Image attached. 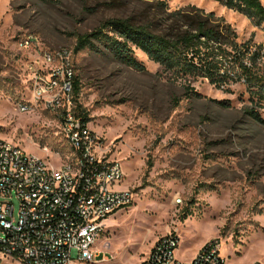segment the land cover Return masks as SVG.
Segmentation results:
<instances>
[{
    "label": "rangeland",
    "instance_id": "374dc122",
    "mask_svg": "<svg viewBox=\"0 0 264 264\" xmlns=\"http://www.w3.org/2000/svg\"><path fill=\"white\" fill-rule=\"evenodd\" d=\"M165 1L170 9L213 12L240 42L264 47V30L216 0ZM139 7L131 0H0V138L38 157L58 152L66 159L56 118L41 107L14 106L30 99L24 82L30 57L18 41L32 34L44 47L67 48L78 104L123 170L120 189L132 193L128 206L103 221L94 247L114 259L100 264H139L168 234L179 238L180 262L216 239L224 264H264V109L250 101L246 86L175 78L139 50L134 57L142 68H132L100 40L74 51L78 36ZM0 264L21 263L0 254Z\"/></svg>",
    "mask_w": 264,
    "mask_h": 264
},
{
    "label": "built area",
    "instance_id": "2783aa9c",
    "mask_svg": "<svg viewBox=\"0 0 264 264\" xmlns=\"http://www.w3.org/2000/svg\"><path fill=\"white\" fill-rule=\"evenodd\" d=\"M18 46L30 57L24 80L30 99H21L14 109L41 107L52 114L67 157L58 152L38 157L0 138V254L21 264L108 263L114 258L94 242L103 221L131 203V191L120 189L123 170L107 156L100 136L75 116L72 51L44 47L32 34ZM12 199L18 205L15 215ZM178 244L174 234L157 238L139 264H224L216 239L188 262L175 259Z\"/></svg>",
    "mask_w": 264,
    "mask_h": 264
},
{
    "label": "trees",
    "instance_id": "16d2710c",
    "mask_svg": "<svg viewBox=\"0 0 264 264\" xmlns=\"http://www.w3.org/2000/svg\"><path fill=\"white\" fill-rule=\"evenodd\" d=\"M115 2V0H112ZM140 5L130 16L105 19L76 39L74 51L103 41L121 63L142 68L134 57L139 50L175 78H202L217 88L244 84L250 101L264 109V47L251 40L240 42L230 24L213 12L195 6L170 9L165 0H131ZM245 16L264 30V5L260 0H216ZM79 81L74 77L75 116L87 122L78 104ZM249 113L259 118L257 111Z\"/></svg>",
    "mask_w": 264,
    "mask_h": 264
}]
</instances>
